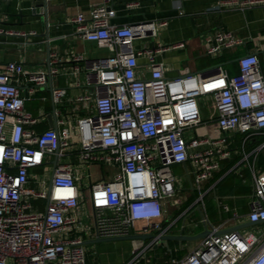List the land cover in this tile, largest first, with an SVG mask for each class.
<instances>
[{
  "label": "built area",
  "instance_id": "2783aa9c",
  "mask_svg": "<svg viewBox=\"0 0 264 264\" xmlns=\"http://www.w3.org/2000/svg\"><path fill=\"white\" fill-rule=\"evenodd\" d=\"M111 3L100 0L87 16L78 14L71 20L76 36L106 50L108 56L87 64L83 83L78 79L83 57L71 58L69 87L83 91L68 102L67 88H54L51 83L56 129L38 131L45 114L32 116L24 108L29 99L22 97L24 88L32 97L36 88L48 84L46 71H28L21 61L0 64V264H87L78 233L86 230L94 238L126 236L138 222L161 230L163 203L175 195L177 179L172 166L190 162L186 175L198 192L196 203L203 207L204 184L219 170L220 161L231 156L230 136L237 133L244 140L264 136V74L256 54L240 57L234 75L218 66L212 74L181 71L166 77L156 54L180 49L183 43L135 48V41L156 38L157 26L164 23L112 26L115 10ZM242 43L218 29L206 53L214 56ZM142 55L149 71L138 78ZM59 64L52 54V81L63 75ZM200 97H209L214 103L218 131L214 136L196 137V128L202 123ZM65 106L68 112H63ZM76 110L83 115L73 119ZM185 131L194 136L185 139ZM263 147L264 142L254 148V158ZM92 164L114 167L116 173L109 181L91 183L86 196L78 168L86 167L90 180ZM48 165L52 172L46 185L33 178L32 170ZM252 173L253 195L246 222L260 226L264 225V171ZM40 200L45 202L43 211L32 203ZM83 204L92 211V229L83 226L77 213ZM223 210L229 211L227 206ZM158 242L154 239L136 247L126 264H137ZM171 264H264V227L256 234L247 228L214 230L197 249Z\"/></svg>",
  "mask_w": 264,
  "mask_h": 264
},
{
  "label": "crops",
  "instance_id": "0c3cea01",
  "mask_svg": "<svg viewBox=\"0 0 264 264\" xmlns=\"http://www.w3.org/2000/svg\"><path fill=\"white\" fill-rule=\"evenodd\" d=\"M243 1L112 0L110 6L114 8L115 16L110 20V24L121 27L148 22L157 25L164 23V26H157L159 28L157 33L159 41L157 44L169 46L178 42L183 43V47L180 49L156 54V60L164 66L166 77H174L181 71L190 74L201 72L212 74L214 72L213 68L218 66L229 75H234L238 72L237 60L252 53L257 55L261 71L264 74V3L244 5ZM99 3L100 0H46V17L48 20V27L46 28L49 36L46 39L43 35L44 26L41 23L44 9L42 0H1L0 64L21 61L24 66L37 65L39 66L38 70L46 71L45 51L46 44H49L50 56L54 54L60 61L58 67L60 73L63 74L60 77H63L64 80L69 77L72 78L70 72L74 64L71 62V57L70 59L66 58L69 52L66 53L65 57L63 45L68 46L70 42L81 38L75 35V26L71 20L78 14L87 16L91 8ZM129 4L137 5L127 7ZM218 29L230 32L234 37L241 39L243 43L230 49H223L214 56L207 55V45L213 33ZM10 33H19L20 35ZM81 40L89 44L90 47L95 46L97 48L94 43ZM136 48H139V46ZM80 56L83 57L84 61L78 64L80 66L78 79L81 72L84 75L88 72V63L107 57L108 52L97 48L93 59L85 60L84 55ZM207 56H211L212 60L215 61L216 59V61L212 62ZM179 61L189 64L200 61V65L193 70L188 67L179 68L176 66ZM138 63L137 77L143 78L147 76L149 71L147 58L144 55L140 56ZM57 79L58 77L52 81L54 88H56ZM40 90L50 93L51 86L47 84ZM23 91L24 97L29 99L25 88ZM81 91H83V88L69 87L65 101L68 102L70 97ZM201 98L213 103L209 97ZM201 98L200 105L203 118V99ZM30 101H25L24 108L26 111L27 108H30V105H26V103ZM62 110L63 112L69 111L66 106ZM43 113L45 116L36 128L38 131L49 128L48 118L52 114V105L51 108L44 109ZM82 115L83 113L80 110H76L72 112L71 117L77 119ZM215 120L216 110L212 122L214 124L213 132L217 134ZM211 134L209 129L207 135ZM249 139L244 140L243 138L241 140L240 134L237 133L230 136L231 156L220 161L219 170L204 184L203 207H199L196 203L198 192L194 189L191 178L186 175V171L189 172L191 169L190 162L185 165L174 166L173 171L175 174H173L177 179L175 182V195L172 201L163 203L165 214L159 221L161 230H155L151 227L146 228L145 224L138 228L136 223L129 235L151 234L156 236L162 234L171 238L177 236L193 237L205 230L211 233L214 230L220 232L246 223L249 202L253 195L252 172L260 173L255 169V161L258 156L254 158V154H252L254 149L250 150L251 142L248 141ZM260 153L264 157V147ZM71 161L74 162L75 160L71 158ZM78 173L81 174L82 178L85 177L83 170H80V168H78ZM102 179L105 178L102 177ZM105 180L109 181L108 179ZM34 185L37 187L34 183L30 184L31 187ZM223 206H227L229 211H224ZM77 213L79 217L88 214L92 218L90 208L88 210L79 208ZM234 213L237 214V217H234ZM202 217L206 219L205 223H202ZM92 226L93 218L89 228L92 229ZM89 235V238H86L83 242L94 239L92 232ZM203 239L191 240L195 241L191 247L188 243L182 245V241L179 242L175 239L159 241L143 253L137 264H171L172 260L179 261L197 249ZM151 242L152 240L85 244L86 263L126 264L136 247ZM161 245H165L168 250H160Z\"/></svg>",
  "mask_w": 264,
  "mask_h": 264
},
{
  "label": "rangeland",
  "instance_id": "374dc122",
  "mask_svg": "<svg viewBox=\"0 0 264 264\" xmlns=\"http://www.w3.org/2000/svg\"><path fill=\"white\" fill-rule=\"evenodd\" d=\"M159 41V37H156L154 39H148V40H143V41H137L134 42L133 45L136 48L137 46L140 47H151L155 44H157V42ZM63 50L65 51V57H66V53L69 52L67 55V59H70L75 57V56H80V55H84L85 56V60L88 59H93V55L94 52L97 51V48L94 47H90L89 44L84 43L81 39H77L75 41H72L69 43L68 46L63 45ZM208 57V56H207ZM212 60V57H208ZM216 61V59H215ZM214 60H212V62H215ZM200 65V61H196L195 63H185L182 61H179L176 63V66L181 68V67H188L191 70L193 69H197ZM25 69L28 71H36L39 69V66L37 65H27L25 66ZM84 73L82 74V72L79 75V80L80 82H84ZM67 82H66V81ZM63 77H58L57 79V85L56 88H69V83L70 81L73 80V78H68L65 79ZM36 94L35 96H28L27 98H29L30 102H27L26 105H30V108H27V111L35 117L40 116V114L42 112H44V109H48L51 108V98H50V93L49 92H42L39 88H36ZM25 95L22 94V97H24ZM201 98V97H200ZM200 98H199V103H200ZM202 100V111H203V118L202 121L203 123L196 128V137L198 138H204L205 136H207V131L210 129L211 131V136H214L215 133L213 132V128H214V124L212 122L213 118L215 117V109L213 106V103L211 101H206L204 98H201ZM46 111V110H45ZM189 135L194 136V133L192 131H185L184 133V137L185 139H188ZM259 141L262 138H258ZM74 148H78V146H74ZM174 166L171 167V171L174 173L173 171ZM80 170H83L85 177L83 178L82 181V185H83V189L85 190V194L87 193V190L89 188V185L91 183L100 181L102 179V177H104L105 179L110 180L113 175L116 173V169L114 167H110V166H100V165H90L89 166V174H90V180L87 177V168L86 167H80ZM48 172V175H46L45 173ZM51 172H52V166L48 165L45 168H40V169H36V170H32V175L34 179H39V180H44L45 184L48 185L49 184V180L51 177ZM175 174V173H174ZM32 188L39 190V188L32 186ZM87 196V194H86ZM206 200V199H205ZM34 206H38L39 210L43 211L45 209V202L44 201H36V202H32ZM81 209H87L88 210V206L87 204H83L80 206ZM80 220L83 223V226L89 228L91 227V222H92V218L89 217L88 214H83L82 216L79 217ZM138 228L142 225L145 224V222H138ZM264 225H253L250 227H247V230L253 232V233H257V231L261 228H263ZM89 232V231H88ZM86 230L84 232L78 233L77 235L79 237H81L84 240H86V238H89V233ZM180 242V241H179ZM189 244V246L191 247V245H193L195 243V241H182V245H186ZM178 244V243H177ZM86 248V246H84V249ZM157 249V248H156ZM160 250H168V248L165 245H161V248H159Z\"/></svg>",
  "mask_w": 264,
  "mask_h": 264
},
{
  "label": "water",
  "instance_id": "95a60500",
  "mask_svg": "<svg viewBox=\"0 0 264 264\" xmlns=\"http://www.w3.org/2000/svg\"><path fill=\"white\" fill-rule=\"evenodd\" d=\"M43 2V16L41 18V23L43 24L44 28H43V31H44V37L46 39H48V31H47V28L48 27V20H47V10H46V0H42ZM46 62H45V66H46V74H45V77H46V80L48 82V84L51 86V83H52V78L50 77L49 75V71H50V49H49V44H46ZM49 127L50 128H54L56 129V119H55V116L54 114L52 113L49 118ZM56 161H57V157L55 156L53 162H52V165L55 166L56 164ZM49 189H50V186H49ZM264 222V221H262ZM257 223H250V222H246L244 224H242L241 226H238V227H232V228H228L226 230H223V231H220L219 233H222V232H229V231H234V230H238V229H241V228H246V227H250V226H253V225H256ZM211 232H209L208 230H205L203 233L197 235V236H193V237H184V236H177V237H167V236H164L162 234H159V235H138V234H132V235H126V236H115V237H107V238H100V237H95L94 239L90 240V241H87V242H83V245L85 244H100V243H106V242H119V241H141V242H145L146 240H154V239H158L159 241H167L169 239H175V240H179V241H191V240H197V239H203L205 237H207L208 235H210Z\"/></svg>",
  "mask_w": 264,
  "mask_h": 264
},
{
  "label": "trees",
  "instance_id": "16d2710c",
  "mask_svg": "<svg viewBox=\"0 0 264 264\" xmlns=\"http://www.w3.org/2000/svg\"><path fill=\"white\" fill-rule=\"evenodd\" d=\"M257 137L262 138V139L259 141ZM257 137L253 136L248 140L249 142H251L250 150L258 147L261 143L264 142V136H257ZM243 138H244V135H240V139L243 140ZM257 156L258 157L255 161V169L259 172H263L264 171V157L261 153L258 154Z\"/></svg>",
  "mask_w": 264,
  "mask_h": 264
}]
</instances>
